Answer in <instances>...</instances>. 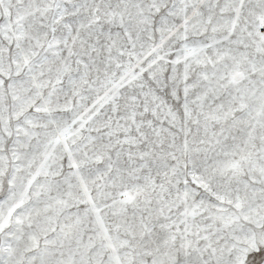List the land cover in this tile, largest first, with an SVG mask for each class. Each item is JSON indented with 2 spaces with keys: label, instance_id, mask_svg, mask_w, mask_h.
I'll list each match as a JSON object with an SVG mask.
<instances>
[{
  "label": "snow or ice",
  "instance_id": "snow-or-ice-1",
  "mask_svg": "<svg viewBox=\"0 0 264 264\" xmlns=\"http://www.w3.org/2000/svg\"><path fill=\"white\" fill-rule=\"evenodd\" d=\"M0 264H264V0H0Z\"/></svg>",
  "mask_w": 264,
  "mask_h": 264
}]
</instances>
